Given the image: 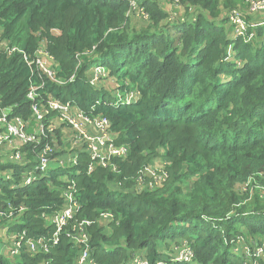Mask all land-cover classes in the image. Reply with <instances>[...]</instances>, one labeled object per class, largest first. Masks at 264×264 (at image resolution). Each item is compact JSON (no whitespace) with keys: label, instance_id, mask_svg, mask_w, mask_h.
Returning <instances> with one entry per match:
<instances>
[{"label":"trees","instance_id":"trees-1","mask_svg":"<svg viewBox=\"0 0 264 264\" xmlns=\"http://www.w3.org/2000/svg\"><path fill=\"white\" fill-rule=\"evenodd\" d=\"M236 3L178 0L173 4L186 13L173 17L151 0H0L2 35L31 56L43 45L64 81L31 72L18 54L0 55L1 103L27 118L30 80L43 81L41 95L49 92L87 114L94 104L93 113L110 120L116 142L129 150L91 172L82 152L76 167L18 188L11 183L25 164L0 159V264H75L78 249L65 228L48 252L24 246L14 257L4 252L9 233L50 237L47 217L63 204L65 178L74 180L79 203L67 228L92 220L86 231L97 264L136 254L149 264H242L237 237L264 243V41H254L250 30L229 37L219 15ZM132 7L142 17L133 27ZM263 32L258 28L256 36ZM97 63L108 82L91 85L87 71ZM155 158L167 174L163 185L133 191L138 170ZM9 169L13 180L5 179ZM20 205L17 220L7 216ZM101 211L113 220H99ZM184 246L192 258L175 260Z\"/></svg>","mask_w":264,"mask_h":264},{"label":"built area","instance_id":"built-area-1","mask_svg":"<svg viewBox=\"0 0 264 264\" xmlns=\"http://www.w3.org/2000/svg\"><path fill=\"white\" fill-rule=\"evenodd\" d=\"M171 2L176 3L178 0H171ZM254 14L264 15V0H238L235 6L226 11L225 19L231 26L232 38L245 35V20ZM258 28H264V17L260 27L250 31L251 37L257 35ZM13 54H18L31 72L35 71L38 75L58 84L64 83L63 79L56 75L57 64L54 58L43 45L37 47L34 55L31 56L23 48L10 43L2 35L0 26V55L9 57ZM96 65L93 64L87 71L88 82L93 85L103 78L105 82H108V72L103 67H95ZM44 86L43 81L30 80L26 95L32 103L31 112L27 118L11 114V110L0 100V155L2 150L8 148L10 155L7 161L25 164L24 170L17 179L13 180L12 169L5 171V179L14 181L11 183L12 188L28 186L51 170L76 167L80 162L79 154L82 152L89 158L87 172H91L96 166L110 165L111 158L123 159L127 156L128 147L116 142L117 133L112 130L110 120L106 116L93 113L94 104L90 106V114H87L72 102L55 98L49 92L41 95L40 92ZM133 97L134 94L130 93L127 96V102H130ZM30 125H35L36 128L29 130ZM57 130L60 132V137ZM33 131L34 133H31ZM65 133H68L66 137ZM29 153L32 156L30 159L27 157ZM166 176L164 167L145 165L138 170L132 190L141 192L159 188L166 180ZM64 181L66 184L61 192L63 204L53 215L47 217L48 222L54 225L50 237L34 239L25 237L24 231L10 233L4 244L5 254L14 257L20 253L23 246L29 253L48 252L57 242L58 234L65 228L66 236L78 249L75 264H97L91 257L88 245L89 235L86 231V227L92 223V220L87 218L75 220L67 228L68 223L78 211L79 203L74 180L65 178ZM13 211V208L9 207L10 213L7 216H13V219L17 220L23 211V206L20 205L16 209L15 216L12 215ZM2 216L3 212L0 211V217ZM113 217L114 215L109 211H101L98 214L99 220L105 222L112 221ZM236 241L240 243L235 245L234 250L243 256L242 264H260L258 259L264 260V243L246 241L240 236ZM192 255L191 248L184 246L175 260L190 261ZM42 264L49 263L45 260ZM119 264L149 263L146 258L136 254L128 261Z\"/></svg>","mask_w":264,"mask_h":264},{"label":"crops","instance_id":"crops-1","mask_svg":"<svg viewBox=\"0 0 264 264\" xmlns=\"http://www.w3.org/2000/svg\"><path fill=\"white\" fill-rule=\"evenodd\" d=\"M141 1H143V0H141ZM151 1H155V3L158 4L159 8L161 10H163L165 13L169 14L170 16H173V17L178 16L179 17V16H182L185 14V13H183L184 12L183 7L177 6L176 4H172L171 2H169V0H151ZM225 14H226V10L222 9L220 11L219 17L224 18ZM263 17H264L263 14H254V15L248 17L245 20L246 31L247 30L251 31L252 29H255L256 27H260V23H261ZM224 25H225V29L228 30L227 33H229V31H230L229 37L232 38L231 29L227 27V25H229V24L225 22ZM254 41H256L257 43H262L264 41V32L260 37L255 36ZM229 46H228L227 50L230 51ZM150 164L155 166V167L156 166L157 167H160V166L163 167V163L159 160V158L153 159ZM3 234H7V233H3ZM9 234L7 235V237L5 239H8Z\"/></svg>","mask_w":264,"mask_h":264},{"label":"rangeland","instance_id":"rangeland-1","mask_svg":"<svg viewBox=\"0 0 264 264\" xmlns=\"http://www.w3.org/2000/svg\"><path fill=\"white\" fill-rule=\"evenodd\" d=\"M238 0H236V2H237ZM169 2H171V0H169ZM172 3V2H171ZM173 4V3H172ZM131 5H133V3H131ZM132 10L134 11V12H136V15L132 18V20L131 19H127V21L131 24V26L133 27V26H137V25H139L140 24V21H141V15H139V14H137V13H140V11L139 10H137V9H135V7L133 8L132 7ZM183 13H186V12H183ZM227 27L228 28H230V26L229 25H227ZM255 43V42H254ZM99 63H97V65L95 66V67H101V66H99L98 65ZM94 67V68H95ZM109 84H111V82H109ZM108 83L107 84H105L104 86L107 88L108 87V85H109ZM52 126H53V124H52ZM31 128H36L35 127V125H30L29 126V130L31 129ZM54 131H56L55 129H54ZM31 133H34V131L33 132H31ZM57 134H58V137H60V132H59V130H57ZM68 133H65L64 134V136L66 137V135H67ZM8 149V148H7ZM7 149H4V150H2V153H1V155H0V159L1 160H3V161H7V158H8V156L10 155V151L9 150H7ZM5 240H7V239H5ZM171 253H172V251H171Z\"/></svg>","mask_w":264,"mask_h":264}]
</instances>
